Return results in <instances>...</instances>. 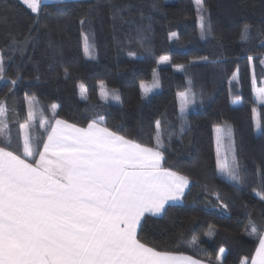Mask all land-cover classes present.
<instances>
[{"label":"trees","instance_id":"trees-1","mask_svg":"<svg viewBox=\"0 0 264 264\" xmlns=\"http://www.w3.org/2000/svg\"><path fill=\"white\" fill-rule=\"evenodd\" d=\"M113 3L123 9L119 11L122 19L113 20ZM205 3L206 19L212 25L207 40L200 39L194 0L47 4L43 6L47 15L39 23L20 0H0V50L6 57L8 76L0 82V100L9 105L14 142L17 124L11 121L12 108L24 123L27 99L33 96L39 101L37 125L41 110L53 121L54 104L58 106L55 118L86 127L95 116H103L110 129L150 147L155 144V121L160 119L166 133H175L170 144L165 138V166L188 176L191 183L184 200L172 207L167 217L145 218L148 224L138 232V238L157 250L187 254L205 263L209 256L215 261L223 247L224 264H243L245 259L251 261L259 246L256 236L249 235L252 226L258 234L264 233V201L253 191L261 190L257 166L264 170V137L255 130L257 117L264 123V105L253 87V75L255 88L264 87V65L260 63L264 58L260 43L264 39L260 35L264 32V0ZM86 14L82 27L80 20ZM245 24L252 26L246 41L242 39ZM29 31L36 37L29 50L23 56L12 55L7 48L10 38L23 40ZM82 33L89 34L90 42L94 34V59L85 55ZM163 56L172 62L162 65ZM203 56L208 61L199 60ZM249 56L254 57L251 62ZM179 64L186 72L177 71L175 65ZM237 69L238 82L232 80ZM17 75L13 89L9 81ZM154 78L160 86L147 99L142 96L141 84L152 85ZM189 81L197 103L186 114L190 127L180 135L178 95L189 87ZM81 84L86 91L82 92ZM102 85L109 93L107 99L101 97ZM113 89L120 95L119 102L111 98ZM225 121L233 128L239 160L247 169L245 185L228 181L216 168L215 128ZM35 133H43V128L37 127ZM212 188L220 194L219 201ZM221 203L227 204V209L220 207ZM210 228L216 231L212 239L206 235ZM194 236L199 245L191 244Z\"/></svg>","mask_w":264,"mask_h":264},{"label":"snow or ice","instance_id":"snow-or-ice-1","mask_svg":"<svg viewBox=\"0 0 264 264\" xmlns=\"http://www.w3.org/2000/svg\"><path fill=\"white\" fill-rule=\"evenodd\" d=\"M55 2L64 4L65 0ZM22 3L36 14L37 23L47 15L43 6L48 0H22ZM195 4L200 39L207 40L212 36V25L206 19L207 5L205 0H195ZM110 6L113 20L122 19L119 11L123 9L114 3ZM152 6L157 7L155 3ZM93 10L94 7L90 8L89 14ZM87 19L88 14L80 20L82 27ZM251 27L244 25L243 40L249 38ZM171 35L178 39L176 33ZM260 35L264 36V32ZM82 37L85 55L94 59V34L91 42L89 34L82 33ZM35 39L31 31L23 40L12 36L8 51L23 56ZM260 43L264 46V39ZM12 55L7 59L11 60ZM5 59L4 51L0 50V82L8 80ZM253 59L248 57L250 62ZM199 60L206 62L208 57ZM159 62L172 61L163 56ZM260 63L264 65V58ZM175 67L186 72L183 64ZM65 78H68L67 70ZM18 79L19 75L9 81L13 89ZM232 80L239 81L238 69ZM255 83L253 75L258 101L264 105V87L255 88ZM159 86L155 78L151 86L142 83L144 97ZM80 87L82 92L86 91L82 84ZM102 88L101 97L107 99L106 86ZM110 95L120 101L117 90L113 89ZM179 99L182 119L179 133L183 135L190 127L187 111L197 103L191 81L179 93ZM27 104L28 118L24 123L19 122V114L12 108L11 121L17 124L14 142L9 127V105L0 100V264H205L192 256L157 250L138 238V232L148 224L146 214L167 217L168 211L184 200L185 190L191 183L188 176L165 166V138L170 144L175 133H166L160 119L155 121V144L150 147L110 129L103 116H95L86 127L55 118L58 106L54 104L51 106L53 121H48L41 110V122L37 125L39 101L33 96L27 99ZM37 127L43 128V133L36 134ZM255 130L264 137V123L259 117ZM215 132L219 174L234 184L245 185L247 169L239 160L232 126L225 121ZM257 172L261 174V190L253 191L264 201V170L258 165ZM210 191L218 201L221 199L214 188ZM219 206L228 207L223 203ZM206 235L214 238L215 229L210 228ZM249 235L256 236L259 247L254 258L250 262L245 259L243 264H264V233L258 234L252 226ZM191 244L199 245L198 238L194 236ZM224 254L225 249L221 247L216 260L209 256L206 264H224Z\"/></svg>","mask_w":264,"mask_h":264},{"label":"crops","instance_id":"crops-1","mask_svg":"<svg viewBox=\"0 0 264 264\" xmlns=\"http://www.w3.org/2000/svg\"><path fill=\"white\" fill-rule=\"evenodd\" d=\"M21 2H22V0H20ZM70 1H78V0H65V3L66 2H70ZM79 1H81V0H79ZM47 4H57L56 2H55V0H48V3ZM46 4V5H47ZM77 127H79V126H77ZM188 189H189V187H188ZM188 189H186L185 190V193L187 192V190ZM182 202V201H181ZM181 202H178L177 204H180ZM149 216L146 214V216H145V218H148ZM151 217H159V216H151ZM259 247V246H258ZM258 249V248H257ZM256 253V252H255ZM173 254H175V255H185V256H189V255H187V254H176V253H173ZM254 258V257H253ZM193 259H195V258H193ZM197 259V258H196ZM206 264V263H205Z\"/></svg>","mask_w":264,"mask_h":264},{"label":"rangeland","instance_id":"rangeland-1","mask_svg":"<svg viewBox=\"0 0 264 264\" xmlns=\"http://www.w3.org/2000/svg\"><path fill=\"white\" fill-rule=\"evenodd\" d=\"M194 3H195V0H194ZM195 6H196V4H195ZM197 7V6H196ZM162 65H164V64H162ZM144 84H147V85H149V86H151V84H149V83H144ZM141 91H142V96L144 97V95H143V89L141 88ZM156 90H155V88L151 91V93L149 94V96L147 97V99L148 98H150V96H152L153 94H154V92H155ZM179 96V95H178ZM179 107H180V99H179ZM192 110H193V107L191 106L189 109H188V111H187V114L188 113H190V112H192ZM181 112V111H180ZM222 127V126H221ZM216 129V128H215ZM216 140V139H215ZM216 147H217V145H216Z\"/></svg>","mask_w":264,"mask_h":264}]
</instances>
